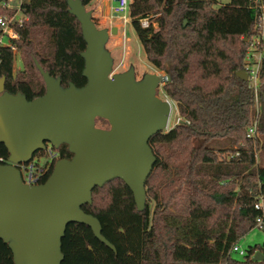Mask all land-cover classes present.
<instances>
[{
  "label": "trees",
  "instance_id": "obj_1",
  "mask_svg": "<svg viewBox=\"0 0 264 264\" xmlns=\"http://www.w3.org/2000/svg\"><path fill=\"white\" fill-rule=\"evenodd\" d=\"M3 1L0 13L7 11ZM92 1L82 0L85 6ZM216 2L131 0V24L150 64L170 77L162 89L183 121L149 140L157 159L143 211L119 178L96 187L92 203L83 205L115 250L88 225L71 223L62 239V264H264V242L242 258L233 255V247L255 228L260 214L255 204L264 199V62L257 100L249 81L236 75L264 0H230L217 7ZM22 11L26 19L16 27L18 36L9 45L0 43L5 89L30 100L44 95L36 60L63 86L85 85L86 42L67 0H24ZM145 18L148 27L140 23ZM17 53L23 67L15 70ZM51 152L53 157L48 149L34 155L49 156L39 167L38 183L48 179L57 159L73 156L67 144ZM8 157L0 143V163ZM257 252L261 260L253 259ZM0 264H14L2 239Z\"/></svg>",
  "mask_w": 264,
  "mask_h": 264
},
{
  "label": "water",
  "instance_id": "obj_2",
  "mask_svg": "<svg viewBox=\"0 0 264 264\" xmlns=\"http://www.w3.org/2000/svg\"><path fill=\"white\" fill-rule=\"evenodd\" d=\"M67 4L86 42L81 53L86 84L63 86L36 60L46 91L30 100L7 91L6 78L0 77V143L9 152L7 162L0 163V239L11 249L14 264H62V239L71 223L88 225L115 250L99 219L83 205L92 203L96 187L119 178L133 192L138 210L145 209L146 181L157 159L149 140L168 129L172 110V101L157 94L170 77L147 72L137 79L133 65L113 73L106 45L117 27L99 28L82 0ZM236 75L248 80L243 68ZM98 118L109 127H98ZM47 144H67L73 156L57 159L44 183H26L20 166ZM262 258L260 252L253 256Z\"/></svg>",
  "mask_w": 264,
  "mask_h": 264
},
{
  "label": "rangeland",
  "instance_id": "obj_3",
  "mask_svg": "<svg viewBox=\"0 0 264 264\" xmlns=\"http://www.w3.org/2000/svg\"><path fill=\"white\" fill-rule=\"evenodd\" d=\"M230 0H217L215 6L229 3ZM117 4L116 0H93L89 5L86 6L87 10H91L93 14V20L99 28L117 27L118 31L115 34H111L107 42V49L111 52L114 58L113 73L123 72L127 70L131 65L135 67L136 77L140 79L147 72L157 73L163 75L166 78V73L161 70H157L147 59L144 48L131 24L130 15L126 14L128 21L125 22L119 17H111V7ZM3 44L9 43V38H3ZM23 67L22 59L17 53L14 59L15 70ZM164 81L158 88L157 94L162 99L171 100L163 91L162 87L165 84ZM172 101V100H171ZM178 112L176 109V103L172 101V110L169 118L168 129L172 128L179 120ZM98 127L108 128L109 124L97 122ZM167 129V130H168ZM218 142L213 145H217ZM50 156V154H49ZM47 156H40L33 158L31 165L25 167L24 175L28 176L31 172L36 175L44 163L48 161ZM37 164L39 165L37 167ZM264 242V230L257 227L253 228L248 232L238 243L241 249L247 250L251 246L256 244H262ZM233 255L238 258H242L243 255L234 252Z\"/></svg>",
  "mask_w": 264,
  "mask_h": 264
},
{
  "label": "built area",
  "instance_id": "obj_4",
  "mask_svg": "<svg viewBox=\"0 0 264 264\" xmlns=\"http://www.w3.org/2000/svg\"><path fill=\"white\" fill-rule=\"evenodd\" d=\"M117 4L111 7V17H119L123 19L125 22L128 21V17L126 14H129V6L131 0H116ZM24 0H4L2 2V6L7 11L0 13V29L2 31V35L0 36V43L3 44V38L8 37L9 45L11 43V39L16 38L18 36V32L16 27H20L23 25L26 16L22 11V4ZM140 23L143 27H148L150 25V21L145 18L141 19ZM155 25V24H154ZM248 47L246 50L244 66L242 67L247 75L248 81L250 83L251 88L255 93V97L257 100L258 88L260 83V69L264 62V7L261 6L260 14L258 17V21L255 26L254 33L247 37ZM5 45V44H4ZM255 124L249 128L247 136L250 137L255 133ZM48 152L50 157H53L51 152L52 146L47 144ZM31 165V163L22 164L20 167L23 170V178L26 183H38L39 173L33 175L31 172L28 176L24 175L25 169L23 166ZM255 207L260 210V214L256 218L255 227L264 230V199L261 198L256 204ZM233 251L239 252L244 255L245 250L241 249L239 245H235L233 247Z\"/></svg>",
  "mask_w": 264,
  "mask_h": 264
},
{
  "label": "flooded vegetation",
  "instance_id": "obj_5",
  "mask_svg": "<svg viewBox=\"0 0 264 264\" xmlns=\"http://www.w3.org/2000/svg\"><path fill=\"white\" fill-rule=\"evenodd\" d=\"M25 167H27L26 165L25 166H23V168H25Z\"/></svg>",
  "mask_w": 264,
  "mask_h": 264
}]
</instances>
